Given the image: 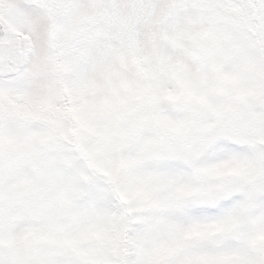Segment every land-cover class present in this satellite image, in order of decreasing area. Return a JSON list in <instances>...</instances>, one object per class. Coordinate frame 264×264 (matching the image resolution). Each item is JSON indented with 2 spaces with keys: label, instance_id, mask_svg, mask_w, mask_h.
<instances>
[{
  "label": "snow or ice",
  "instance_id": "6c2138e0",
  "mask_svg": "<svg viewBox=\"0 0 264 264\" xmlns=\"http://www.w3.org/2000/svg\"><path fill=\"white\" fill-rule=\"evenodd\" d=\"M0 264H264V0H0Z\"/></svg>",
  "mask_w": 264,
  "mask_h": 264
}]
</instances>
